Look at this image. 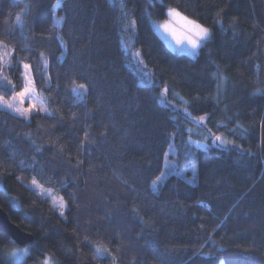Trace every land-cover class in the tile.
I'll use <instances>...</instances> for the list:
<instances>
[{
  "label": "trees",
  "instance_id": "trees-1",
  "mask_svg": "<svg viewBox=\"0 0 264 264\" xmlns=\"http://www.w3.org/2000/svg\"><path fill=\"white\" fill-rule=\"evenodd\" d=\"M171 8L211 29L196 55L153 26ZM0 41V95L23 89L26 62L50 108L24 119L0 107V205L34 234L12 262L19 245L0 231V264H264V0H0ZM205 114L228 144L192 141ZM169 159L192 180L170 173L155 190ZM33 179L63 196V216Z\"/></svg>",
  "mask_w": 264,
  "mask_h": 264
},
{
  "label": "rangeland",
  "instance_id": "rangeland-1",
  "mask_svg": "<svg viewBox=\"0 0 264 264\" xmlns=\"http://www.w3.org/2000/svg\"><path fill=\"white\" fill-rule=\"evenodd\" d=\"M171 9H173V8H171ZM174 10H176V9H174ZM55 21L58 24H61V17L58 15L55 16ZM187 21H192V20L189 19L188 17H186L185 15H183L178 10H176V14H174V15L170 16L167 14V17L163 20H152L153 26L155 27L157 32L161 35V37L169 44V46L174 51L180 52V53H188L190 55H196L199 52L200 48L193 50L189 41L187 39H184V37H186V36H192V38L195 39V36L190 31V25L187 23ZM165 24L168 25L167 29L162 27V25H165ZM125 49L127 50V52H129V48H127L125 46ZM131 53H132L133 58H134V63L136 64L137 68L140 71L141 81L145 82V83H146V81H145L146 79L148 81H151V78H152L151 72L149 69H147L144 66V62H143L144 60H143V57H142L140 51L132 50ZM23 64H29V63L23 62ZM23 70L25 72L24 68H23ZM29 74L33 78V74H32L31 69L29 70ZM218 75H222V74H218ZM152 81H153V78H152ZM219 83L221 84V87H220V91H219L218 96L220 98H222L225 95L226 86H227V79L223 83H221L220 81H219ZM35 88H36L37 93L44 98V102L50 111L47 99H46L45 95L38 89L36 83H35ZM20 91H22V90L17 91L14 95L19 93ZM0 97H3L6 101H11V98H12V97L8 98V97L1 96V95H0ZM178 98L181 102V105H184V109H186V106H185L186 101L181 97H178ZM30 102L31 101L28 98H26L24 101L23 107L27 108L29 106ZM0 107L3 108V106H0ZM9 111H11V110H9ZM192 123H193V125L190 126V130L193 132L192 141L201 147H206L209 144V141H208L210 138L209 134L203 129V127L200 126L198 121L192 120ZM222 137L228 141L227 136L223 135ZM171 152H173V150L170 148L168 150V154ZM170 162H172V160L170 161V159H169L167 161V165H166L167 170H165L163 172L164 175L162 177L160 176L159 177L160 179H157L156 181L153 182L152 185H153V188L155 190L158 189V185H159L160 181L164 180L165 177L168 176L170 173H176V174L184 176L185 178H187L189 180H192V177L185 172L187 169H178L177 167H172L173 163H170ZM32 181L29 182L28 185L33 190H35L38 194H40L41 196L49 197L53 201V203L57 197H61V195L58 194L57 192H55L52 188H48V187L44 186L38 180H37L38 185H33ZM39 185H43V188H40ZM25 249H27V251H25ZM31 250H32L31 244H27L25 246H20V245L16 246L9 252L10 260L12 262L25 261L27 255L31 252ZM46 257H50L52 264H54L52 257L49 255H44L43 257H40L39 261L43 264Z\"/></svg>",
  "mask_w": 264,
  "mask_h": 264
},
{
  "label": "snow or ice",
  "instance_id": "snow-or-ice-1",
  "mask_svg": "<svg viewBox=\"0 0 264 264\" xmlns=\"http://www.w3.org/2000/svg\"><path fill=\"white\" fill-rule=\"evenodd\" d=\"M60 4V0H57V6ZM56 7V6H54ZM168 15H174L176 14V10L174 9H168ZM17 21L19 22V16L17 17ZM187 23L190 25V31L191 33L195 36V39L192 38V36H186L184 39H187L189 43L192 46V49H198L201 47L202 44L206 45L207 43L211 42L212 40V31L204 27L203 25L196 23L194 21H187ZM218 23L221 24V29L223 30V25L222 22L218 21ZM165 29L168 28V25H162ZM0 48H7V45L5 44L4 41H0ZM14 52L15 50L12 49ZM11 53L5 51L3 54H0V66H3L10 58ZM42 57V62L44 64V68L46 70L47 68V59L43 58V53H41ZM23 68L25 69L24 73H21L22 79H23V89L16 95H14L11 98V101H6L3 97H0V106H3V108L11 110L12 112L16 113L18 116L28 119L30 118L33 114L43 112L45 114H50L49 109L47 108L44 98L39 95L36 91L35 88V80L32 78L29 74V70L31 69L30 64H23ZM215 79L223 83L226 80V77H223L222 75H218L217 73L212 74ZM6 82V90H14L12 87V82L7 81V78H4ZM221 84H217V93L219 94ZM88 90V85L87 84H80L77 85L75 88H73V93L77 95L80 98H83V96L87 93ZM165 93L168 92V88L165 87L163 89ZM261 91V90H258ZM28 98L31 102L27 108L23 107L25 99ZM186 111V110H185ZM190 115V114H189ZM207 114H205L204 117L198 118V123L203 124V122L206 120ZM220 124H223V121L220 122ZM209 135L212 137L214 142H219L220 144H228L229 141L225 140L222 136H217L214 133H212L210 130ZM175 135V134H173ZM84 140H88V133L85 132ZM83 143V142H82ZM164 175V173H161V177ZM157 179H160L159 177ZM33 185H38V181L36 179H33L32 181ZM40 188H43V185H39ZM54 206H56L61 214V216L64 215L65 209L68 206L67 201L61 196L57 197L54 200ZM27 251V249H25ZM95 251L98 256H102L105 254L110 255L109 250L106 247H103L101 245H96L95 246ZM113 259H115L113 257ZM43 264H52L51 258L46 257Z\"/></svg>",
  "mask_w": 264,
  "mask_h": 264
},
{
  "label": "water",
  "instance_id": "water-1",
  "mask_svg": "<svg viewBox=\"0 0 264 264\" xmlns=\"http://www.w3.org/2000/svg\"><path fill=\"white\" fill-rule=\"evenodd\" d=\"M0 231L9 234L17 245L25 246L34 241V234L21 228L14 222L9 212L0 205ZM31 264H42L35 261Z\"/></svg>",
  "mask_w": 264,
  "mask_h": 264
}]
</instances>
